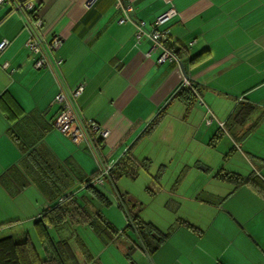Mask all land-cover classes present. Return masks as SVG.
Listing matches in <instances>:
<instances>
[{
  "label": "crops",
  "instance_id": "crops-1",
  "mask_svg": "<svg viewBox=\"0 0 264 264\" xmlns=\"http://www.w3.org/2000/svg\"><path fill=\"white\" fill-rule=\"evenodd\" d=\"M125 3L147 26L170 6L176 9L160 26L168 31L162 47L148 54L152 39L137 42L136 25L119 22ZM38 5L45 38L61 41L56 69L33 68L19 14L9 5L0 11V41H9L0 52V232H9L0 238H28L41 258L45 247H60L63 264H264V0ZM165 45L179 54L160 63ZM3 62L8 69L1 68ZM79 82L84 89L75 100L78 113L109 130L93 150L74 144L53 124L55 95ZM182 85L193 87L191 106L175 95ZM243 103L254 109L237 121ZM208 110L215 116L210 124L204 120ZM222 142L227 150L206 160L194 151H216ZM125 155L129 172L114 166L116 180L107 182L116 188L119 177L143 174L150 200H127L154 229L146 240L127 227L125 212L124 226L104 215L112 202L100 186L80 184ZM208 177L217 183L207 188L200 180ZM64 190L75 193L90 220L65 217L49 223L43 235L39 218ZM121 195L117 190L119 202ZM19 225L25 228L13 232ZM157 232L166 236L153 249Z\"/></svg>",
  "mask_w": 264,
  "mask_h": 264
},
{
  "label": "built area",
  "instance_id": "built-area-1",
  "mask_svg": "<svg viewBox=\"0 0 264 264\" xmlns=\"http://www.w3.org/2000/svg\"><path fill=\"white\" fill-rule=\"evenodd\" d=\"M93 0H86V5H91ZM122 1V0H121ZM7 3L11 10L17 12L22 20L23 27L28 31V37L24 46L33 57L34 69H56L62 59L55 54V49L60 45L59 37L54 36L47 40L43 34L44 21L38 13V0H0V4ZM177 15L173 6L157 15L154 21L147 26L145 21L134 17V10L131 4H124V16L119 22L131 21L136 25L135 39L138 42L142 36L152 39L153 44L148 52L155 51L157 47H162V43L167 38V29L160 26L167 20ZM7 39L0 41V52L8 45ZM174 55L166 48L158 57V62L173 60ZM9 63L3 62L1 68L8 69ZM13 69H10L11 73ZM84 82H79L70 88L61 87L54 97V102L59 105L58 114L53 122L55 129L68 137L74 144L93 150L101 141L109 135V130L91 119H84L77 111L75 100L82 93ZM215 116L208 110L204 120L206 124L214 121ZM220 126L222 122H218ZM112 163H108L99 168L96 175L89 180H84L81 186L103 185L109 176ZM65 195H68L66 193ZM63 197L59 198L61 201Z\"/></svg>",
  "mask_w": 264,
  "mask_h": 264
},
{
  "label": "trees",
  "instance_id": "trees-1",
  "mask_svg": "<svg viewBox=\"0 0 264 264\" xmlns=\"http://www.w3.org/2000/svg\"><path fill=\"white\" fill-rule=\"evenodd\" d=\"M166 41V40H165ZM166 48L174 55L179 54V50H173L172 47H169L165 45ZM200 55L197 56V58ZM193 87H188L185 85H182L177 93L175 94L177 97H180L184 101H186L187 106H191L194 103V98H195V93L192 89ZM254 107L251 104H246L243 103L238 107V110L236 112V119L237 121L244 119L246 116L250 115L251 112L253 111ZM164 110H161L155 118L149 123L145 131L147 129H150V127L158 121L160 116L162 115ZM132 147V146H131ZM131 147L127 149V151H130ZM129 158L128 155H125V157L119 159L114 165L111 166L110 168V173L109 176L105 179L107 180H112L111 182H115L116 177L114 173V166H117L119 169L124 170L123 174H127L129 171L126 169L127 167V162ZM125 167V168H124ZM97 173L93 174L86 180L91 179L94 175ZM219 176V175H218ZM221 175L220 178H227V175ZM244 182H247V179L243 180ZM85 187H90L96 190L97 185H87ZM68 193V195H65ZM102 196V195H101ZM63 197V199L60 201L59 198ZM75 198V193L72 192V190H64L61 195H59L56 198L55 204L52 206L50 211L46 212L41 218H39V221L41 223L39 231L43 235L48 236V224H52L54 222H59L63 218H69V219H75V220H90L89 214L83 209V207L79 206L77 202L74 200ZM106 200V198H105ZM107 201V200H106ZM129 201V200H128ZM124 197H120V206L124 208L126 212V216L128 218V224L127 227L134 226L139 233V235L143 238V240H146V238L152 234L153 227L147 223H144L139 219V216L136 212L132 210V207L127 205L128 202ZM37 222V224H38ZM108 228L111 230V226L108 225ZM126 227V228H127ZM113 233H117L116 230L112 229ZM123 232V231H121ZM157 235H154L156 238H158L159 241L155 243V246L153 249H155L159 242L166 236V234H159L158 232L156 233ZM57 248V247H56ZM57 251H48V248L45 247L46 255L44 258H41L31 243L30 239H25L23 241H16L14 238L7 236L0 238V264H63V260L60 258V247L57 248Z\"/></svg>",
  "mask_w": 264,
  "mask_h": 264
},
{
  "label": "rangeland",
  "instance_id": "rangeland-1",
  "mask_svg": "<svg viewBox=\"0 0 264 264\" xmlns=\"http://www.w3.org/2000/svg\"><path fill=\"white\" fill-rule=\"evenodd\" d=\"M7 6L8 5L5 4V3L0 4V11H3L5 9H7ZM226 150H227V145H225V143L222 142L220 144V146L217 147V150L216 151H208V150H205V148H203V147H200V148H198L197 150H194V151H196V154L199 155V156H201L202 159H205L206 160L211 155H213V153L218 152L220 154L221 153L220 151L225 152ZM139 152L141 153L142 152V149ZM144 152H147L148 153L149 151H144ZM218 153L214 155V157H213L214 159H217L219 157V154ZM185 155H187V153H185ZM144 181H145V179H144L143 174H141L139 176V178H137L136 180H131L127 176H121V177H119L118 178V181H117V184H116V188L114 186H112L109 182L104 181L103 185L100 186L101 191L112 202V207H111L110 211H108V208H105L104 215L107 216V217L109 216V218H112V220H113V222H115V224H117L118 222H122L123 220L126 219V218H124V213H123V212H125L124 208L123 207L119 208V206H118V203H120V202L117 200V190L120 191L122 194H124L126 200L129 197L130 198H135V199H137V200H139L141 202L150 200L149 196H147V194L144 191V187H143L145 185ZM191 182H192V180L190 179V180H186L184 183L186 185V184H190ZM200 182H203L207 186V188H208V187L211 186V184H208V183L209 182L212 183L213 181H211L210 177H208L205 180L204 179L203 180H200ZM214 182H216V181L214 180ZM180 190H182L184 192H187L185 190V188H181ZM129 204H130V201L127 202V205L128 206H129ZM148 211H149V209L147 208V211H144L143 214L149 213ZM123 226H124V221H123ZM21 228H25V226H23V225L16 226L15 228H13V229H15V230H13V232L18 231ZM7 232H9V230H7V229L2 230L0 232V237L1 236H4V234H7ZM121 238L122 237H120L117 240V243L120 242V239ZM35 242L37 243L36 240H35ZM38 251H39L40 255L42 256V252L39 249H38Z\"/></svg>",
  "mask_w": 264,
  "mask_h": 264
},
{
  "label": "water",
  "instance_id": "water-1",
  "mask_svg": "<svg viewBox=\"0 0 264 264\" xmlns=\"http://www.w3.org/2000/svg\"><path fill=\"white\" fill-rule=\"evenodd\" d=\"M180 66H181V69L183 71V74H184L185 78H187V74L185 73V69H184V67H183V65L181 63H180Z\"/></svg>",
  "mask_w": 264,
  "mask_h": 264
}]
</instances>
